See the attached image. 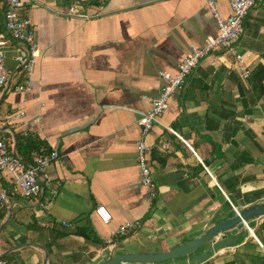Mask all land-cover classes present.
Here are the masks:
<instances>
[{
	"label": "crops",
	"instance_id": "crops-1",
	"mask_svg": "<svg viewBox=\"0 0 264 264\" xmlns=\"http://www.w3.org/2000/svg\"><path fill=\"white\" fill-rule=\"evenodd\" d=\"M93 1L82 2L84 17L68 15L73 0H25L19 10L32 22L40 57L31 89L19 93L15 88L24 80L15 59L19 45L7 49L10 85L0 96V133L12 153L17 136L30 135L58 159L46 169L41 198L12 197L0 212V259L6 264H44L46 254L36 246L47 250L48 264L167 253L264 203V97L251 80L264 67V0L249 11L234 46L247 56L250 78L232 70L231 51L216 50L144 137L154 199L141 183L138 121L159 97V73L175 75L191 46L203 48L217 35L208 3L214 1L227 18L229 2ZM18 111L24 118L10 126L8 115ZM7 182L0 175L1 187ZM99 205L110 211L109 224L95 216ZM136 221L137 230L112 241V232ZM64 224L87 227L101 244L57 238L67 232ZM230 233L237 237L233 245L201 264H264V217ZM205 250L161 264H185Z\"/></svg>",
	"mask_w": 264,
	"mask_h": 264
},
{
	"label": "built area",
	"instance_id": "built-area-1",
	"mask_svg": "<svg viewBox=\"0 0 264 264\" xmlns=\"http://www.w3.org/2000/svg\"><path fill=\"white\" fill-rule=\"evenodd\" d=\"M83 1L73 0L72 6L67 11L68 15L84 17L81 13ZM258 1L260 0H228L231 14L227 18H223L218 12L215 2L210 1L208 7L217 24V35L208 37L203 48L191 46L188 55L179 64L178 72L175 75L166 72L159 73V78L162 81L159 97L152 102V109L141 114L138 121V125L142 129L143 139L137 145V160L141 169V183L147 189L151 199H154L157 194L149 164L150 147L146 144L144 137L149 134L158 118L168 109L171 97L184 90L187 80L200 62L216 50L231 51L234 56L232 70L243 80L250 78L252 71L245 63L247 56L237 54L234 51V46L244 34V21L249 11ZM24 2L25 0H0V96L3 90L9 89L10 85V73L6 68L5 58L11 43L15 42L19 45L15 59L24 75L23 83L15 88L16 92L23 93L31 89L33 72L40 57L39 45L32 22L19 14ZM24 116V112L18 111L8 115L6 120L10 126H13L17 125ZM170 131L177 135L175 131ZM193 153L198 158L196 153ZM57 159L58 155L51 153L35 158L31 165H25L16 153L10 151L4 135L0 133V175H4L8 179L6 187L0 185V212L10 205L12 197L28 200L41 198L44 192V184L48 182L45 174L46 169ZM94 213L103 224H109L112 220V215L105 206L99 205ZM64 226L68 229L74 227L72 224H64ZM140 226L141 223L138 221L127 222L121 225L117 231L111 233V239L112 241L121 239ZM112 241L110 240L109 243ZM0 264L6 263L0 259Z\"/></svg>",
	"mask_w": 264,
	"mask_h": 264
},
{
	"label": "water",
	"instance_id": "water-1",
	"mask_svg": "<svg viewBox=\"0 0 264 264\" xmlns=\"http://www.w3.org/2000/svg\"><path fill=\"white\" fill-rule=\"evenodd\" d=\"M264 217V203L254 204L246 207L236 213L234 218L223 221L211 227L206 233L199 238L193 239L179 248L167 253L142 255L129 254L121 256H113L105 260L101 264H161L175 261L183 258H189L197 251L206 249L197 257L188 260L185 264H201L210 258L212 252H218L221 249L229 248L236 241V238L230 233L241 224L249 221L257 220ZM42 249L45 254L44 264H48L49 255L47 250L42 246H36Z\"/></svg>",
	"mask_w": 264,
	"mask_h": 264
},
{
	"label": "trees",
	"instance_id": "trees-1",
	"mask_svg": "<svg viewBox=\"0 0 264 264\" xmlns=\"http://www.w3.org/2000/svg\"><path fill=\"white\" fill-rule=\"evenodd\" d=\"M96 1L97 0H94L93 2ZM263 68H264L263 66H259L255 70V72L253 73V77L251 78V80H253V83L255 84L254 90H258L259 94L262 97H264V85H263L264 72L262 73V71L264 70ZM17 139H18V146H17L16 154L21 158V160L25 165H31L35 158L43 157L49 155L50 153L48 150H46L44 143L35 137H32L30 135H25V136L18 135ZM65 231L67 232H62L60 234H57L56 237L63 238L66 236H77L83 238L86 242L90 244L100 243L96 239L95 235H93V232L89 230L87 227L84 228L74 227L73 229H68V230L66 229Z\"/></svg>",
	"mask_w": 264,
	"mask_h": 264
}]
</instances>
